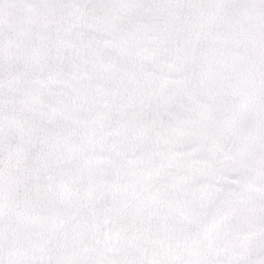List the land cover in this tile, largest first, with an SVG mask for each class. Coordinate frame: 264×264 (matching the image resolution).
<instances>
[{"label":"snow or ice","instance_id":"1","mask_svg":"<svg viewBox=\"0 0 264 264\" xmlns=\"http://www.w3.org/2000/svg\"><path fill=\"white\" fill-rule=\"evenodd\" d=\"M0 264H264V0H0Z\"/></svg>","mask_w":264,"mask_h":264}]
</instances>
